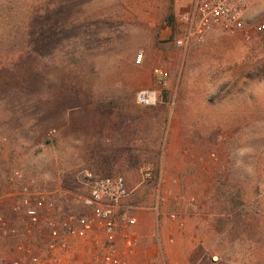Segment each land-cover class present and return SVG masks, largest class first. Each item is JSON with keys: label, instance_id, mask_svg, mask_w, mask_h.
I'll list each match as a JSON object with an SVG mask.
<instances>
[{"label": "rangeland", "instance_id": "374dc122", "mask_svg": "<svg viewBox=\"0 0 264 264\" xmlns=\"http://www.w3.org/2000/svg\"><path fill=\"white\" fill-rule=\"evenodd\" d=\"M183 4L0 0V195L14 190L12 165L72 189L90 170L126 178L137 215L154 213L160 179V210L179 215L187 264H264V32L254 30L264 0L252 2L248 34L187 50L167 21ZM157 67L170 73L162 104L141 106ZM146 163L156 179L141 184ZM192 215L211 218L183 220ZM11 246L0 238V257Z\"/></svg>", "mask_w": 264, "mask_h": 264}, {"label": "built area", "instance_id": "2783aa9c", "mask_svg": "<svg viewBox=\"0 0 264 264\" xmlns=\"http://www.w3.org/2000/svg\"><path fill=\"white\" fill-rule=\"evenodd\" d=\"M183 1L173 34L176 48L203 45L216 33L248 34L253 0ZM254 30L264 32V24ZM143 60L144 53L138 54L136 63L141 65ZM153 75L155 87L137 94L141 106L162 104L170 73L157 67ZM156 173L153 164H144L141 184L155 181ZM8 179L14 190L0 195V238L12 246L8 256L0 257V264H167L159 221L165 216L175 223L179 215L161 212L165 199L161 198L160 179L153 208L156 228L150 238L139 235L138 217L132 212L140 208L128 205L132 191L123 176L84 170L77 189L64 184L43 187L37 178L27 179L21 168L12 165ZM174 198L181 204V198ZM145 239L153 241V250L147 254L141 246ZM168 242L174 244V239Z\"/></svg>", "mask_w": 264, "mask_h": 264}, {"label": "crops", "instance_id": "0c3cea01", "mask_svg": "<svg viewBox=\"0 0 264 264\" xmlns=\"http://www.w3.org/2000/svg\"><path fill=\"white\" fill-rule=\"evenodd\" d=\"M134 207L136 206L134 205ZM137 217L139 221V226H138L139 235L143 236L144 234H147V238H150L153 231L156 228L155 214L153 212L144 211V212H139L137 214ZM199 217H200L199 215L185 216L183 220L185 222L190 221L192 223L197 221L207 222L208 221L207 219H210L211 215H208L206 218H201V219H199ZM162 221L163 223L161 225V228L163 227L162 228L163 233L167 235L168 231L170 232V229L174 228L172 234L177 235L176 243L173 246L168 245V243L163 239L162 244H163V250L167 264H187L188 263L187 252L185 251V247L182 243V240L180 239L181 237H179L181 236V233L183 234L185 232L184 229L180 226V224H173V223L168 224L166 222V219H162ZM141 246L142 247L144 246V250L142 249V252H144L143 254L150 253L153 250V248H150L151 243L149 241L147 242L146 245L142 244ZM146 247H148L147 250Z\"/></svg>", "mask_w": 264, "mask_h": 264}, {"label": "trees", "instance_id": "16d2710c", "mask_svg": "<svg viewBox=\"0 0 264 264\" xmlns=\"http://www.w3.org/2000/svg\"><path fill=\"white\" fill-rule=\"evenodd\" d=\"M167 21H168V24L175 25V22H176V17H175V15L170 16V17L167 19ZM172 42H173V41H172Z\"/></svg>", "mask_w": 264, "mask_h": 264}]
</instances>
